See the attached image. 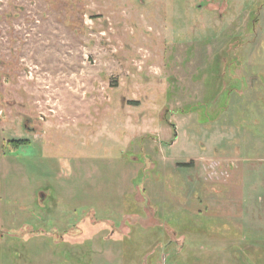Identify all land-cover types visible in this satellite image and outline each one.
<instances>
[{"label": "rangeland", "instance_id": "rangeland-1", "mask_svg": "<svg viewBox=\"0 0 264 264\" xmlns=\"http://www.w3.org/2000/svg\"><path fill=\"white\" fill-rule=\"evenodd\" d=\"M0 264H264V0H0Z\"/></svg>", "mask_w": 264, "mask_h": 264}]
</instances>
